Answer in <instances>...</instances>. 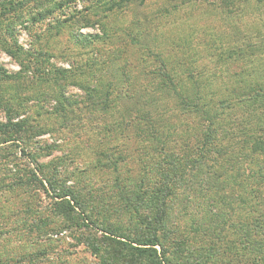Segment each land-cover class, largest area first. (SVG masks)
<instances>
[{"label":"rangeland","instance_id":"374dc122","mask_svg":"<svg viewBox=\"0 0 264 264\" xmlns=\"http://www.w3.org/2000/svg\"><path fill=\"white\" fill-rule=\"evenodd\" d=\"M258 47L264 48V0H0V123L27 120L25 134L0 144V264H127L129 258L117 257V245L107 243L98 259L83 243L98 240L99 222L75 229L54 214L47 183L9 189L13 177L29 169L38 179L56 174L57 186L64 182L84 199L89 192L90 205L107 210L110 225L132 227L115 179L132 185L143 175L139 160L146 150L134 126L146 125L150 113L148 122L170 123L176 130L171 138L186 135L189 142L201 139L208 126L198 106L187 108L173 92L156 87L160 63L181 62L180 78L187 67L193 71L204 83L200 95L211 104L200 109L221 113L213 105L218 99L231 103L223 109H239L233 102L243 98L242 80L264 82V53L249 56ZM222 51L232 56L218 63ZM119 122L125 131L110 132ZM119 157L125 161L116 170L112 163ZM254 167L245 162L231 174L246 175ZM233 181L222 177L219 186L237 213L232 196L246 195L248 188ZM210 186L204 180L181 185L167 201L171 219L192 240L200 241L193 235L206 221L227 219L230 208L211 202L218 192H209ZM139 212L149 214L146 208ZM187 249L205 257L200 242Z\"/></svg>","mask_w":264,"mask_h":264},{"label":"trees","instance_id":"16d2710c","mask_svg":"<svg viewBox=\"0 0 264 264\" xmlns=\"http://www.w3.org/2000/svg\"><path fill=\"white\" fill-rule=\"evenodd\" d=\"M122 1L125 2V0ZM8 11L9 9H6L3 14ZM33 20H35L34 17ZM224 53V51L218 53V63H225L232 56ZM257 53L263 54L264 48H253L249 56L252 58ZM249 56L245 55L243 58H250ZM160 64L161 70L158 76L162 83L156 87L162 88L166 93L173 92L180 99V103L187 108L198 106L195 110L198 115L201 114L208 121V126H202V129L204 128L202 137L195 142L187 141L186 135L179 140L182 142L171 138L169 133L174 126L171 127L170 123L167 125L162 120H157L156 123L148 122L151 119L150 113H145L149 115L144 117L147 121L146 125L134 126L131 131L133 135L141 139L146 150L139 160L143 175L136 177L132 185L123 184L124 181H121L119 177L115 179L117 182L115 188L119 194L118 202L129 208L128 220L133 223L132 227L122 229L121 226L110 225L108 211L105 209L98 211L93 208V200L88 195L89 192H86L87 197L84 199L81 198V191L66 188L64 182L57 186L56 174L46 181L43 178L38 179L34 176L33 169H29L24 175L13 177L10 183L12 185L6 184V187L8 186L9 189L30 187L33 183L35 186L43 187L45 182L54 193L52 197L54 214L70 222L69 224L75 229L80 225L91 229L95 224L97 225L96 222H99V231L102 234L98 240L83 241L98 259L101 248L103 246L105 248L108 243L117 245L115 247H118L116 251L117 254L119 253L118 258L119 256L129 258L126 260L127 264H264V82L242 80L244 91L239 93L243 98L233 102V106H238L239 109L230 111L223 109L225 106L231 107V103L226 102L225 99H218L213 105L221 108L223 112L218 113L214 109L203 111L200 107L211 108L209 101H205L200 95V90L204 86L203 80L200 81L199 76H196L188 67L183 78H180L179 74L182 72L176 73V69L182 66L181 62L172 66L165 61ZM233 76L235 77L234 73ZM186 82L191 83V88L187 87ZM90 92L95 93L91 89ZM131 111L133 109H124L123 112L129 114ZM26 121V119L13 121L8 118L6 123H0V137H3L0 144L25 134ZM125 127L119 122L110 129V132L119 130L124 132ZM123 161L125 159L119 157L118 161L112 163V167L118 170V164ZM245 162L254 164L256 168H252L249 174L245 175L243 171L242 175L238 173L239 177H233L231 173L243 170L241 167ZM150 176L154 181L153 185L150 182ZM222 177L233 179L238 187L244 181L243 188H248L246 195L241 192L243 194L232 196L234 204L238 205L237 213L223 199L225 198L222 194L224 188L219 186L222 184ZM0 180V182L3 181V179ZM199 180H204L211 185L207 189L209 192L213 188L218 192L216 196L210 197L213 204L221 205L223 201L225 207L230 209L225 221L220 220L218 216L215 221H206L205 227L193 235L198 236L200 240L196 241L192 240L191 235L187 238L189 231L182 232L175 218L171 219V208H168L167 201L177 194L181 185L193 184ZM58 187L60 190L57 189ZM56 190L59 191L56 192ZM139 208H146L149 214L140 213ZM117 212L121 213L115 207V213ZM151 214L153 215L150 216ZM122 234L127 236L124 237ZM123 238H126L128 243L122 242ZM193 242H200L202 251L205 250L203 259L189 253L187 248L189 243ZM27 264H36V262Z\"/></svg>","mask_w":264,"mask_h":264}]
</instances>
